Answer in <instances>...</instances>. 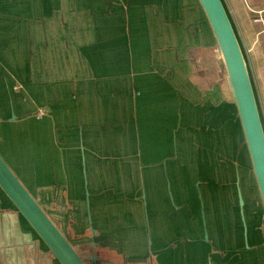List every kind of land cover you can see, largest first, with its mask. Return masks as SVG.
Segmentation results:
<instances>
[{
  "label": "crops",
  "instance_id": "1",
  "mask_svg": "<svg viewBox=\"0 0 264 264\" xmlns=\"http://www.w3.org/2000/svg\"><path fill=\"white\" fill-rule=\"evenodd\" d=\"M222 1L264 103V0ZM215 48L197 0H0V155L81 256L264 264ZM36 240L0 191L1 263L59 264Z\"/></svg>",
  "mask_w": 264,
  "mask_h": 264
},
{
  "label": "water",
  "instance_id": "2",
  "mask_svg": "<svg viewBox=\"0 0 264 264\" xmlns=\"http://www.w3.org/2000/svg\"><path fill=\"white\" fill-rule=\"evenodd\" d=\"M211 30L216 55L225 73L227 88L235 104L244 142L250 157L255 183L264 211V126L248 65L233 24L222 0H197ZM38 115L42 116L39 110ZM15 119V114H11ZM0 191L16 214L37 238L34 249L42 245L59 264H97L98 243L91 244L88 256H81L0 155ZM243 201L239 197V204ZM0 264L1 259H0Z\"/></svg>",
  "mask_w": 264,
  "mask_h": 264
},
{
  "label": "flooded vegetation",
  "instance_id": "3",
  "mask_svg": "<svg viewBox=\"0 0 264 264\" xmlns=\"http://www.w3.org/2000/svg\"><path fill=\"white\" fill-rule=\"evenodd\" d=\"M100 258H102V260ZM99 259L100 260L97 262V264H122V263L115 261L113 258H111L109 255L105 253H103V257L100 256Z\"/></svg>",
  "mask_w": 264,
  "mask_h": 264
},
{
  "label": "rangeland",
  "instance_id": "4",
  "mask_svg": "<svg viewBox=\"0 0 264 264\" xmlns=\"http://www.w3.org/2000/svg\"><path fill=\"white\" fill-rule=\"evenodd\" d=\"M257 97H258V103H259V111H260V115H261V119H262V122H263V126H264V103H263V100L261 98V95L258 94L257 92Z\"/></svg>",
  "mask_w": 264,
  "mask_h": 264
}]
</instances>
